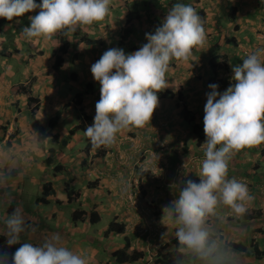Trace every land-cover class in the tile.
I'll return each mask as SVG.
<instances>
[{"label":"crops","instance_id":"1","mask_svg":"<svg viewBox=\"0 0 264 264\" xmlns=\"http://www.w3.org/2000/svg\"><path fill=\"white\" fill-rule=\"evenodd\" d=\"M168 1L161 0V3L167 4ZM35 2L39 4L41 0ZM146 3L147 0H113L110 15L95 25L94 30H77L67 36L69 47L58 71L53 68V51L59 46L58 35L47 42L28 41L22 35L23 28L30 25L28 16L38 14L39 10L21 17L19 23L0 19V147L23 145L31 124L32 129L42 136L51 137V141L40 145L34 152L32 165L19 177L14 194L23 204L26 215L42 230L61 232L70 248L89 254L90 264H100L103 259H96V255L100 254V257L106 255L105 264H115L107 253L116 248L122 249L126 242H129L130 250L141 248L146 255L142 262L147 263L152 259L150 255L158 249L154 243L165 245V240L174 239L172 230H167L162 224L166 221L161 222L162 209L176 198L178 188L183 186L185 179L192 176L191 180L199 182L197 176L204 156L203 143H196L195 137L190 134L189 124L180 115L182 104L178 93L181 92L184 97L187 109L196 115L198 121H202L206 93L210 91L207 82L212 75L208 61L212 52L215 54L218 48L217 54L226 57L227 68L225 71L218 70L217 78L229 82L233 76L232 66L242 65V59L251 50L264 47V0L188 1L197 12H204L205 47L194 50L192 67L190 64L172 63L168 73L169 87L163 92H171L174 96L158 99L150 125L120 134L112 147L101 148L103 154L96 155L97 149H88L81 133L69 136V131L81 116L71 103L76 93H85L83 113L94 119L100 85L93 80L91 66L109 48H121L127 55L147 43L145 35L154 33L161 22L147 14ZM126 23L133 30L122 40V29ZM82 36L99 43L85 44L80 40ZM228 39L234 42H227ZM226 73L231 74L226 77ZM227 88L217 91L223 93ZM29 98L36 101L29 103ZM202 133L204 135V131ZM263 147L264 144H261L245 149L235 155L229 164V177L245 182L252 192L254 200L251 208L264 192ZM139 164L148 165L146 171L161 170L160 176L154 178L149 173L144 177L146 173L140 179L139 173L136 177L133 172ZM137 181L142 184L141 193L134 191ZM169 186H175V195H171ZM71 189L79 190L80 195L74 198L76 200H69L67 196ZM166 192L167 195H164ZM161 202H165L164 205ZM74 204L84 211L96 212L100 221H105L103 230H96V224L90 225L89 217L73 223L72 213L78 209ZM147 204L158 206V213L151 218L148 216L150 221H146L141 230L136 229L141 225L135 224L134 229L131 226L129 229L126 221L131 217L145 220V216L150 214ZM12 210L11 207L7 209L9 214ZM229 217L235 219L236 225L238 222L235 221L243 218ZM111 221L123 224L124 233L105 236ZM225 225L222 229L227 234L231 226ZM135 229L140 232V237ZM167 231L168 235L163 237ZM237 235L240 231L234 238ZM137 238L139 241L146 238L148 242L138 244ZM232 242L239 243L235 239ZM255 242H259V250L264 249L262 241L256 239ZM151 244L153 249H149ZM19 247L20 244H17L9 248L5 237L0 236V258L8 257L11 261ZM105 247L109 251L104 252ZM243 260L239 256V264ZM254 262L255 258L249 259L250 264Z\"/></svg>","mask_w":264,"mask_h":264},{"label":"clouds","instance_id":"2","mask_svg":"<svg viewBox=\"0 0 264 264\" xmlns=\"http://www.w3.org/2000/svg\"><path fill=\"white\" fill-rule=\"evenodd\" d=\"M112 3L0 0V19L19 23L21 17L39 10L28 16L30 25L22 35L28 41L47 42L58 34L94 30L110 15ZM145 39L147 43L127 55L121 48H109L91 66L93 80L100 85V99L84 135L94 148H110L120 134L150 125L158 93L169 87L170 66L180 62L192 67L194 50L205 47L207 33L194 7L176 3ZM232 72L233 84L223 93L216 84L208 86L199 182L185 179L176 198L162 209L161 222L166 221L162 224L172 230L176 241L174 264H239V254L221 226L228 216L243 217L254 200L245 182L229 177V164L241 151L264 144V47L251 50L242 65L232 66ZM31 125L23 145L0 147V236L9 248L20 244L10 264H90L89 254L70 248L61 232L42 230L14 194L19 177L32 165L34 152L51 141ZM9 207L13 209L10 214ZM0 264L9 261L0 258Z\"/></svg>","mask_w":264,"mask_h":264},{"label":"trees","instance_id":"3","mask_svg":"<svg viewBox=\"0 0 264 264\" xmlns=\"http://www.w3.org/2000/svg\"><path fill=\"white\" fill-rule=\"evenodd\" d=\"M187 1V2H186ZM175 1V0H169L167 5H163L161 3V0H147V6H146V12L148 15L154 16L155 21L157 22H162L164 19L166 13L168 12L169 9H171L172 5L176 3H183L186 5L188 4V1ZM194 3H199L200 0H192ZM169 8V9H168ZM234 11V9H232ZM198 14L204 18V12L203 10H200ZM1 30V29H0ZM132 27L126 23V25L122 29V40L128 37L131 32H132ZM58 40H59V46L53 51V57H54V65L53 68L55 71H58L61 66L63 65V55L66 53L68 47H69V41L68 37L63 35V34H58ZM83 43L85 44H98L99 41L91 40L87 38L86 36H82L80 39ZM234 42L232 39H228L227 42ZM217 47H214L216 49ZM218 51V48L216 49ZM215 51V54L212 52V56L208 61V68H210L211 75L212 77L209 78L207 85L209 86L210 84H216L218 85L217 89H225L227 87H230L233 84V81H226L224 79H218L217 78V71L218 70H225L226 67V57H221L217 54ZM209 88V87H208ZM85 93H76L74 95L72 105L74 108L81 113V116L79 118L78 123L76 126L69 131V136H73L76 133H81L86 142L88 143V149L94 148L93 145L91 144L90 140L84 135L85 128L87 126H90L93 122V119L89 116H86V114L83 113V97ZM166 96L173 97V93L171 92H163L161 91L158 93V99L165 98ZM178 100L181 102L182 109L180 111V115L183 118V120L189 124L190 126V134L195 137V141L198 145L204 143L205 141V135H203V117L200 118L202 121H198L196 117L187 109L186 105L184 104V97L182 96L181 92L178 93ZM36 99L29 98V103H34ZM35 113V109H33L32 114ZM33 118V117H32ZM51 125V123H50ZM97 153L96 155H102L103 151L101 148H96ZM262 156H264V147L263 150L261 151ZM73 194V196H72ZM79 190L73 191V189L68 190V198L69 200L71 198H75V196H79ZM258 216H260V212H256ZM86 217H89V224H97L100 219L99 216L96 212L94 211H84L80 208L76 209L72 213V220L73 223H78L82 222L86 219ZM243 219L249 220L252 219L251 215H248L247 213L243 216ZM124 233V225L116 223L115 221H111L106 230H105V236L111 235V234H123ZM176 244L175 239H173L170 242V247L171 249H167L169 246H164L161 247V250L156 251L154 254V257L152 259V264H174V257H175V250H174V245ZM231 246L234 248V250L238 253L241 254L243 259H249L251 257H254L255 259H261L264 257V249L259 250V242H252L250 247H246L243 244L240 243H231ZM130 245L129 242H126V245L119 250L114 251L110 255V259H112L116 264H136L138 261L143 260L146 255L144 251L141 248H133L132 250L128 251Z\"/></svg>","mask_w":264,"mask_h":264},{"label":"rangeland","instance_id":"4","mask_svg":"<svg viewBox=\"0 0 264 264\" xmlns=\"http://www.w3.org/2000/svg\"><path fill=\"white\" fill-rule=\"evenodd\" d=\"M182 1H186V0H182ZM177 2V1H176ZM187 2V1H186ZM163 5H167V4H163ZM169 9V8H168ZM170 10V9H169ZM168 10V11H169ZM237 27V26H236ZM234 28V27H233ZM238 28V27H237ZM232 62H234V60H232ZM195 117H196V115H194ZM197 119V118H196ZM185 131H187V129L185 128ZM139 156H141V155H139ZM138 158H140V157H138ZM137 167V170L136 171H134L133 173H135V175H136V177L139 175V173H140V179L141 178H143V176L144 175H146V173H147V175L146 176H144V177H147V176H149V173H151L150 175H152L154 178H158L159 176H160V172H161V170H154V169H152V170H147L146 171V168L148 167V165H146V164H139V165H137L136 166ZM168 176V175H167ZM169 177V176H168ZM191 179H192V176L190 177ZM189 178V179H190ZM166 180V179H165ZM109 182V181H108ZM110 184H112L111 182H109ZM137 183H138V186H137V188L134 190V191H136V192H139V193H141L142 192V184H141V182L139 181H137ZM112 185H114V184H112ZM112 185H110V187H113V189H115V186H112ZM116 186H118L117 184H115ZM165 185H167V180H166V183H165ZM121 186V185H120ZM170 187H172V186H169L168 187V189L169 190H171L170 192H171V195H175L174 193H173V191L176 189L175 188V186L174 187H172V188H170ZM175 188V189H174ZM122 192V194L124 195L125 193H124V191L122 190L121 191ZM252 193V192H251ZM164 195H167V192L164 194ZM263 196H260V198H257L258 200H257V202H256V205L255 206H253L252 208H251V206L249 207V209H248V211H247V214L248 215H251L252 216V219H249V220H245V219H243V218H241V220H237V221H235V222H238V225H236V224H234V218H230L229 216L226 218V221H225V223L221 226V230H222V232H223V230L224 229H222V227H224V226H226L225 224H228V226H231V229L228 231V233L227 234H224L225 235V237L227 238V240L229 241V242H231V243H233L232 241H234V239H235V241L236 242H239L240 244H241V242L242 243H244L243 245H245L246 247H250V245H251V243L252 242H255V240L256 239H259V241H262L261 243H262V246H264V192H263V194H262ZM39 198H41V195L39 196ZM77 199V198H76ZM76 199H74V200H76ZM164 203L165 202H161V204L162 205H164ZM169 203V202H168ZM74 206H75V204H74ZM76 208H79V206L78 205H76L75 206ZM147 207H149V210H150V214H147V216H145V220H143V219H137L136 217H135V220L131 217L128 221H126L128 224H129V229H130V226L132 227V229H134V224L135 225H139V227H140V225H141V228H136L137 230H141L142 229V227H143V225H145L146 223V221L147 222H149L148 221V216L151 218V216L153 217V215L156 213H158V210H156V207H158V206H154V207H152V206H150V205H148L147 204ZM91 211V210H90ZM260 212V216H258L257 215V213L256 212ZM232 219V220H231ZM135 221V222H134ZM144 221V222H143ZM229 221H232V222H229ZM104 220L103 219H101V221L100 222H98V224H96V227H95V229L96 230H99V229H102L103 230V226H104ZM134 222V223H133ZM133 223V224H132ZM124 229H125V227H124ZM127 230H128V228H126ZM135 229V232L136 233H138V236L140 237V235H139V233L140 232H137V230ZM238 231H240V235H237V238H234L235 236H236V232H238ZM78 238H81V236H79ZM230 239V240H229ZM104 240V238H102V241ZM251 240V241H250ZM142 241H147L146 240V238H144V239H142L141 241H139V239L137 238V242H138V244H141V242ZM248 241H250V244H249V246H247L248 245ZM148 242V241H147ZM165 242H167V244H159L160 242H156V243H154V242H149V243H154V246H158V249H157V251L158 250H161V246L162 245H164V246H171V245H169V242H171L170 241V239L169 240H165ZM107 243H109L108 241H107ZM106 244V243H105ZM119 244H120V242H119ZM137 244V243H136ZM154 246H152V244L151 245H149V249H153L154 248ZM106 248V247H105ZM118 248H116L115 250H112V251H110V252H108L107 254L108 255H111V253H113L114 251H116ZM120 249V248H119ZM118 249V250H119ZM167 249H171V247H168ZM3 251V250H2ZM99 251V250H98ZM107 251H109L107 248L104 250V252H107ZM128 251H130V249H128ZM4 252H7L6 250L5 251H3V253ZM150 253L151 254H153L154 252L153 251H150ZM155 254V253H154ZM100 256H101V254H100ZM99 255H96V259H103L102 260V262L100 263V264H105V258H106V255H104V256H102V257H100ZM150 256H152L151 258L153 259V257H154V255H150ZM239 256H241V254H239ZM242 257V256H241ZM251 258H254V257H251ZM4 259H6V260H8L9 261V259H8V257H4ZM243 259V258H242ZM250 259V258H249ZM249 259H244L243 261L244 262H242L241 264H250L249 263ZM246 260V261H245ZM252 261V260H251ZM109 262H107V264H108ZM115 263V262H114ZM152 264V262L149 260L147 263H144V262H142V260H140V261H138L136 264ZM9 264H10V261H9ZM116 264V263H115ZM253 264H264V257L263 258H261V259H255V262L253 263Z\"/></svg>","mask_w":264,"mask_h":264}]
</instances>
